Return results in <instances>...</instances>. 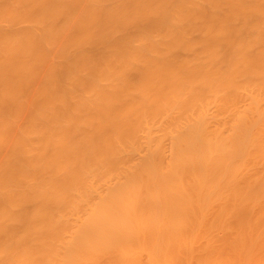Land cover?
<instances>
[{"label":"bare ground","instance_id":"bare-ground-1","mask_svg":"<svg viewBox=\"0 0 264 264\" xmlns=\"http://www.w3.org/2000/svg\"><path fill=\"white\" fill-rule=\"evenodd\" d=\"M262 245L264 0H0V264Z\"/></svg>","mask_w":264,"mask_h":264},{"label":"rangeland","instance_id":"rangeland-1","mask_svg":"<svg viewBox=\"0 0 264 264\" xmlns=\"http://www.w3.org/2000/svg\"><path fill=\"white\" fill-rule=\"evenodd\" d=\"M261 248H264V245H262ZM262 250H264V249H262ZM252 252H253V251H252ZM255 252L257 253L258 251H255ZM255 252H253V253H255ZM262 252H264V251H260L261 254H264V253H262ZM253 253H251V255H253ZM260 253H258V254H260ZM253 256H254V255H253ZM251 257H252V256H251ZM256 257H257L256 259H258V257H259L260 259H264V256L260 257V255H257ZM242 259H243V258H242ZM244 259L247 261V257H246V256H244ZM256 259H254V261L257 262V263H259L258 261H256ZM260 259H258V260H260ZM248 260H249V259H248ZM243 262H245V261H243ZM247 263L250 264V260L247 261ZM253 263H254V262H253ZM245 264H246V263H245Z\"/></svg>","mask_w":264,"mask_h":264}]
</instances>
